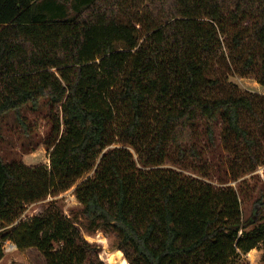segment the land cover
<instances>
[{"label":"trees","instance_id":"16d2710c","mask_svg":"<svg viewBox=\"0 0 264 264\" xmlns=\"http://www.w3.org/2000/svg\"><path fill=\"white\" fill-rule=\"evenodd\" d=\"M233 75L264 87V0H0V126L45 109L50 160L0 154V221L82 178L69 215L50 199L0 239L106 264L81 224L127 264H264V182L225 184L264 163V94Z\"/></svg>","mask_w":264,"mask_h":264},{"label":"rangeland","instance_id":"374dc122","mask_svg":"<svg viewBox=\"0 0 264 264\" xmlns=\"http://www.w3.org/2000/svg\"><path fill=\"white\" fill-rule=\"evenodd\" d=\"M135 4L136 3L130 4L131 11L135 9ZM140 7H142V5H140ZM226 72L230 75L232 74L228 69H226ZM233 79L242 90H253L264 94V87L252 76H234ZM45 112V109L33 111L29 107H23L21 116L26 125V130L15 117L14 112L6 114L0 126V154L5 159L9 160L15 158L23 161L27 165L50 163L48 150L43 144L49 130V121ZM165 165L170 164L166 163ZM253 177L264 182V163L257 166L253 171L242 175L237 180H228L225 184H231L237 187L238 181L245 178L251 180ZM81 180L82 178L77 180V182L67 190L61 191L55 195H48L43 199L26 205L22 208L19 216L14 222L6 224L4 221H0V223L8 227L22 217L31 216L42 210L46 202L50 199H56L57 202L61 203L64 212L69 215L70 209L79 205L74 196L73 189ZM79 227L85 238L90 241H95L101 246L100 257L108 264L106 262V257L116 250L113 237L101 230L95 233H89L81 224ZM99 235L104 237L105 241L100 240ZM262 254L263 250L252 248L246 254H243L242 257L246 259L249 264H259ZM0 264H45V260L42 253L36 247L18 248L11 240L0 239Z\"/></svg>","mask_w":264,"mask_h":264},{"label":"bare ground","instance_id":"6f19581e","mask_svg":"<svg viewBox=\"0 0 264 264\" xmlns=\"http://www.w3.org/2000/svg\"><path fill=\"white\" fill-rule=\"evenodd\" d=\"M99 239L105 241L104 237H101L100 235ZM106 262L108 264H127L128 261L122 251L120 249H116L106 257Z\"/></svg>","mask_w":264,"mask_h":264}]
</instances>
